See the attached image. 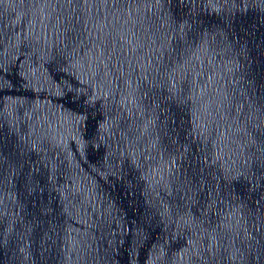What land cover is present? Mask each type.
<instances>
[{"label":"water","instance_id":"1","mask_svg":"<svg viewBox=\"0 0 264 264\" xmlns=\"http://www.w3.org/2000/svg\"><path fill=\"white\" fill-rule=\"evenodd\" d=\"M0 264H264V0H0Z\"/></svg>","mask_w":264,"mask_h":264}]
</instances>
